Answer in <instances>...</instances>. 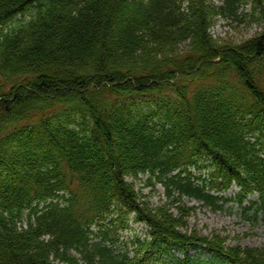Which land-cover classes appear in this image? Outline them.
I'll return each instance as SVG.
<instances>
[{
    "label": "trees",
    "instance_id": "trees-1",
    "mask_svg": "<svg viewBox=\"0 0 264 264\" xmlns=\"http://www.w3.org/2000/svg\"><path fill=\"white\" fill-rule=\"evenodd\" d=\"M241 3L0 0V264H264L184 203L264 215V0L254 36L213 32Z\"/></svg>",
    "mask_w": 264,
    "mask_h": 264
},
{
    "label": "rangeland",
    "instance_id": "rangeland-1",
    "mask_svg": "<svg viewBox=\"0 0 264 264\" xmlns=\"http://www.w3.org/2000/svg\"><path fill=\"white\" fill-rule=\"evenodd\" d=\"M219 5L222 1L217 2ZM253 14L259 15V11H254V0H243L239 9L238 18L221 17L218 16L213 32L216 36L233 40L234 42H241L247 38L254 36L261 26L257 20L253 18ZM198 173H204L198 171ZM207 175V173L205 172ZM147 174L141 175L142 180L136 182L138 188H142L148 194V200L152 204H159L166 200L165 187L158 182L157 179L153 181V185H145ZM238 188L235 185L228 190L225 195H230L236 192ZM251 198H257L256 194ZM184 203L194 205L195 209L189 218V228H196L203 234L210 235L213 232H221L223 235L229 236L231 244L240 243L244 246L263 247L264 246V215L260 214L255 218L254 210H242L237 203L227 202L222 208L214 209L202 204L201 201L195 199L184 198ZM222 203V201H220ZM131 228L125 230L122 236L123 249H129L131 255L134 253V247L131 244L132 236L141 234L142 237L146 234L147 228L143 224L135 223L131 219ZM97 240V239H95ZM175 252L182 257L183 253L179 250ZM192 255L197 261L196 264H219L218 261L211 262L213 254L207 252L205 249L199 247L192 250ZM149 264H163L158 261H150Z\"/></svg>",
    "mask_w": 264,
    "mask_h": 264
}]
</instances>
